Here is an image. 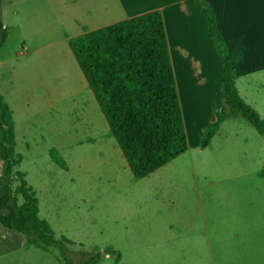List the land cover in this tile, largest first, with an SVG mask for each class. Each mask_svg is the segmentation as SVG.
<instances>
[{
  "label": "rangeland",
  "instance_id": "obj_1",
  "mask_svg": "<svg viewBox=\"0 0 264 264\" xmlns=\"http://www.w3.org/2000/svg\"><path fill=\"white\" fill-rule=\"evenodd\" d=\"M0 1L8 27L0 96L12 112L18 170L35 192L39 218L56 239L73 243V263L84 252L99 253L97 264H264V137L254 127L230 117L201 149L220 98L214 108L211 97L191 93L186 152L135 180L68 44L124 18L115 0ZM254 80L239 89L264 120V73ZM0 264L64 262L56 247L41 250L0 226Z\"/></svg>",
  "mask_w": 264,
  "mask_h": 264
},
{
  "label": "trees",
  "instance_id": "obj_2",
  "mask_svg": "<svg viewBox=\"0 0 264 264\" xmlns=\"http://www.w3.org/2000/svg\"><path fill=\"white\" fill-rule=\"evenodd\" d=\"M205 33L221 64L220 108L200 138V148L209 146L224 120L236 116L246 120L264 137V120L240 96L235 71L206 0H196ZM1 8V1H0ZM8 29L0 14V49ZM73 57L92 93L127 166L135 180L143 179L187 150L173 70L162 17L150 11L82 34L68 42ZM51 161L67 170L54 151ZM12 112L0 96V226L22 233L28 245L41 250L56 247L64 264H97L100 254L80 252L73 263L64 237L56 239L50 225L38 216L35 192L18 167ZM264 178V170L259 173ZM14 184H16L14 186ZM106 254H115L110 248Z\"/></svg>",
  "mask_w": 264,
  "mask_h": 264
},
{
  "label": "crops",
  "instance_id": "obj_3",
  "mask_svg": "<svg viewBox=\"0 0 264 264\" xmlns=\"http://www.w3.org/2000/svg\"><path fill=\"white\" fill-rule=\"evenodd\" d=\"M206 1L215 13L235 71V86L244 100L239 82L242 88H249L255 75L264 73V0ZM114 9L126 16L111 24L154 10L160 12L182 120L184 104L191 93L207 100L211 97L214 108L217 102L219 105L222 68L205 33L196 0H115ZM1 21L8 29L2 17Z\"/></svg>",
  "mask_w": 264,
  "mask_h": 264
}]
</instances>
